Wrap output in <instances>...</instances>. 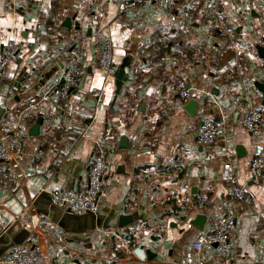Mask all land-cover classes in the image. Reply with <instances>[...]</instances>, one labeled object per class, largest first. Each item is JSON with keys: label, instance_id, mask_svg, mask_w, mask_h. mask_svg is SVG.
<instances>
[{"label": "crops", "instance_id": "crops-1", "mask_svg": "<svg viewBox=\"0 0 264 264\" xmlns=\"http://www.w3.org/2000/svg\"><path fill=\"white\" fill-rule=\"evenodd\" d=\"M125 1L0 0V60L7 42L21 46L0 79V124L17 126L26 143L0 181V238L45 255L47 264H264V178L254 185L249 172L264 150V123L254 134L242 125L249 109L263 107L264 0H178L170 12L125 10ZM105 37L117 68L133 59L120 93L97 63ZM74 48L78 86L69 100L44 98L61 84ZM179 81L196 92V113L171 90ZM33 100L36 108L26 110ZM220 116L227 132L201 146V120ZM39 118V135L31 136ZM99 149L109 168L99 212L55 206L52 192L84 185ZM225 163L254 198L235 206L230 261L214 248H193L230 201ZM122 216L132 223L120 228Z\"/></svg>", "mask_w": 264, "mask_h": 264}, {"label": "built area", "instance_id": "built-area-1", "mask_svg": "<svg viewBox=\"0 0 264 264\" xmlns=\"http://www.w3.org/2000/svg\"><path fill=\"white\" fill-rule=\"evenodd\" d=\"M178 0H126L125 10L141 6L145 9L151 6L172 11L175 9ZM92 42L98 43L96 36H93ZM20 44L9 41L1 50L0 60V79L5 78L8 65L16 58L20 51ZM69 63L61 73L63 84L54 86L44 93V98H53L56 100H69L79 83L82 74L81 56L77 49L68 52ZM97 63L100 70L104 73L108 81L113 79L117 73V66L114 62L113 42L109 37H105L99 43V52ZM171 90L176 93L183 103H188L196 99V92L189 87L186 82L179 81L171 86ZM37 104L30 101L26 105V110L35 109ZM202 124L196 131L198 142L201 146L212 147L217 143L218 138L225 134L228 129V121L225 116L214 118H203ZM264 123V107L249 109L242 119V125L246 131L254 134ZM15 125L0 124V181L8 176L6 164L17 159L18 155L25 150L26 143L16 137ZM250 178L254 185L260 186L264 178V150L253 157L250 167ZM109 173L108 164L104 152L99 149L89 168L87 182L78 189L73 190H55L51 194L52 202L55 206L66 208L71 213L77 215L96 214L100 210V199L105 192L106 178ZM223 175L227 184L231 187L230 201L224 205L222 211L215 219L214 226L205 233L202 238L196 241L193 248L201 252L205 247L215 249L216 255L230 261L233 254L232 235L235 228L236 212L235 206H251L254 203L253 196L249 193L246 186L237 182L236 173L231 163H225L223 166ZM199 204L207 207L210 204V198L202 194L199 198ZM33 208V202H27V211ZM18 219H21L20 216ZM0 264H47V257L43 254L34 252L22 246H14L9 249L1 258Z\"/></svg>", "mask_w": 264, "mask_h": 264}, {"label": "water", "instance_id": "water-1", "mask_svg": "<svg viewBox=\"0 0 264 264\" xmlns=\"http://www.w3.org/2000/svg\"><path fill=\"white\" fill-rule=\"evenodd\" d=\"M66 24L68 25V28H69L70 20H67ZM66 24H64V26H67ZM257 52H258L259 58L264 62V44L257 48ZM132 61H133L132 57L125 58V60H123L122 64L119 66L117 73L114 77L119 93H120V90L123 87L124 83L128 81V75L126 73V69L131 68ZM61 84H63V80H61ZM258 89L262 93V97H263L262 104L264 107V77H263V81L260 84H258ZM187 106H189L192 109V111L194 109V112L196 113L197 108L199 107V102L197 100L193 99L190 102H188ZM1 113H2V110H0V115H1ZM41 124H42V118H39L37 123L31 128V131H30L31 136H38L39 135V130H40ZM132 221H133V217L122 216L120 218V222L118 225L120 228H123V227L131 224ZM198 222H199L198 225L201 226L202 225L201 221L199 220ZM7 232L10 234L11 229H8ZM6 238H7V236H2V238H0V244L2 245L1 246L2 248L0 251V258L5 254L6 250L10 249L11 247L22 245V243H19L17 240H14L11 243H8ZM146 254H147V257L149 260H153V259L155 260L156 259V254L152 253L151 251H147Z\"/></svg>", "mask_w": 264, "mask_h": 264}, {"label": "rangeland", "instance_id": "rangeland-1", "mask_svg": "<svg viewBox=\"0 0 264 264\" xmlns=\"http://www.w3.org/2000/svg\"><path fill=\"white\" fill-rule=\"evenodd\" d=\"M263 28H264V27H262L260 30L264 33V29H263ZM263 44H264V42H261V43H260V46L263 45Z\"/></svg>", "mask_w": 264, "mask_h": 264}, {"label": "trees", "instance_id": "trees-1", "mask_svg": "<svg viewBox=\"0 0 264 264\" xmlns=\"http://www.w3.org/2000/svg\"><path fill=\"white\" fill-rule=\"evenodd\" d=\"M264 29V28H263ZM261 42H263V40L261 41ZM190 44H188V46H189Z\"/></svg>", "mask_w": 264, "mask_h": 264}]
</instances>
